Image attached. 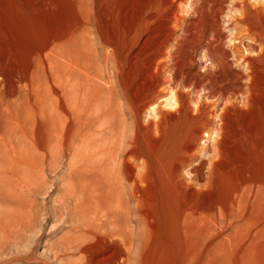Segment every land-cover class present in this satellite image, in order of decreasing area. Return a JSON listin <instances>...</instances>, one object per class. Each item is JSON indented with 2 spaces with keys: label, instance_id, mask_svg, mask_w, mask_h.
Returning <instances> with one entry per match:
<instances>
[{
  "label": "bare ground",
  "instance_id": "6f19581e",
  "mask_svg": "<svg viewBox=\"0 0 264 264\" xmlns=\"http://www.w3.org/2000/svg\"><path fill=\"white\" fill-rule=\"evenodd\" d=\"M182 1L34 0L37 6L24 9L0 6L2 164L28 171L65 167L63 190L46 214L68 223L67 231L58 238L65 227L60 225L51 233L58 239L38 264H147L156 226H170L174 203L175 224L186 240L200 243L207 219L217 227V205L205 206L199 192L220 174L225 157H241L243 145L258 138L249 127L254 112L264 110V0H232L231 6L189 0L188 10L180 8ZM226 11L233 15L224 27ZM9 21L15 29L4 27ZM227 29L235 32L233 40ZM27 34L34 44L25 52L17 42ZM164 83L174 100L168 110L158 106L156 116L150 112L157 120L141 129L139 117L157 103ZM165 126L186 142L175 173L145 142V135L166 133ZM205 134H215L202 150L208 154L207 175L206 161L190 164ZM261 150L264 158V145ZM182 166L190 168L196 184L169 178L178 177ZM158 171L169 188H157ZM261 175L241 183L255 191L249 206L264 195ZM177 185L191 190L175 197Z\"/></svg>",
  "mask_w": 264,
  "mask_h": 264
},
{
  "label": "rangeland",
  "instance_id": "374dc122",
  "mask_svg": "<svg viewBox=\"0 0 264 264\" xmlns=\"http://www.w3.org/2000/svg\"><path fill=\"white\" fill-rule=\"evenodd\" d=\"M188 1L180 2V8L188 10L186 6L190 3ZM194 1L197 6H201V4H206V6H231L230 4L232 2V0H221L223 1L222 3L216 1V5H214L213 2L211 3L212 0H208V2H206L207 0ZM248 1L256 3V0ZM33 4L37 6L34 0H0V6H9L8 8L18 7L24 9L27 6H34ZM90 6H94V4L91 2ZM166 6H170V4ZM227 13L229 12L226 11L223 16V23L225 22L223 24L224 27L228 25V21L231 20L230 18L233 15L229 14V17H227ZM10 23L9 21L6 25L5 22L4 27L7 26V29H15L14 24ZM20 26H23V24H20ZM26 27L24 26V28ZM29 28L33 29L34 26L27 27L26 29L28 30ZM226 33L233 40L234 37L230 36L232 31L230 32L227 29ZM27 36L28 34L25 35V42L22 39L20 40L21 42H17V46L22 50H26L25 52L29 51L31 49L30 47L33 46L30 44L32 41L30 40L31 38L29 39ZM234 42L232 41L231 43L234 44ZM231 43L229 42V44ZM32 44H34L33 41ZM10 45L8 47L13 46ZM170 50L167 48L166 51L169 52ZM166 58L167 56L160 59L159 63L166 61ZM207 65H210V63H207ZM205 71L206 69H202L203 73ZM164 73L162 79L167 81V77L170 76L168 73H165V78ZM164 84L161 85L162 87H158L161 96L157 98V103L150 106L149 111L141 113L139 117V122L142 125L141 129L143 126L148 125V122L157 120L150 116V112L156 116L155 112H157L158 106L168 110L166 106L172 104L174 95L169 90V84ZM203 93L200 91L197 97L201 99ZM240 105L242 106V104ZM253 116L249 127V134L256 133L258 138H254V141L243 145L240 154L241 157L239 155L237 156L238 158L236 156L229 157L230 154L227 156L229 157L228 159L225 157L222 161L223 164H221L223 167L221 166L222 169L220 168V174L218 172L216 177L213 178L214 181L212 180L207 188L199 192L205 206H218V208L216 206L217 227L212 228L211 220L207 219L206 230L202 241L197 243L192 238L186 240L180 235L178 225L175 222L178 221L177 212H179V209L175 203L172 204L170 211L173 219H170L169 222L171 224L168 226L167 224L161 223L156 226V237L151 245L150 256L145 259L147 264H264V233L263 231L261 232V224L264 222V195L260 197L259 201L249 206L250 200L255 196V191L247 185L241 186L246 178L253 182L259 180L263 175L261 173L264 171V158L261 153V148L264 145V110L254 112ZM132 123L133 119L130 118L129 124L132 125ZM164 131L166 133H163V135L159 133H155L154 136L145 135V142L151 146L159 163L163 166L170 167L173 173H175V168L173 169V167L179 165L186 142L177 140L178 138L175 136L177 134L169 126H165ZM214 137L215 134L209 137L205 134L200 138L195 146V154L197 156L193 158L190 163L191 165L196 166L201 161H208V154L202 150L206 148V145L213 144L212 139ZM208 138L211 141L209 144L206 142ZM2 161L3 156L0 153V167L3 165ZM140 163L142 161H139ZM4 167L0 168V264H38L35 260L46 259L51 254L49 251L50 246L65 232L64 230L67 231L68 223L66 224L63 221L55 222L49 219V216L46 214L47 211L51 212L52 207L55 205L63 190V184L60 179L65 167L58 170L41 169V171L34 168L28 171L25 168L14 167L9 164H6ZM189 169L187 166H182L178 177L172 174L169 178H177L178 180L186 182L188 185H194L197 181L193 175L189 174ZM209 170L210 164L205 167L204 173L206 172L207 175ZM158 174L159 171L156 173V177ZM159 175L156 179L157 188H160L161 185H164L165 189L169 188L166 184L165 176L163 177V174ZM160 177L164 181L159 180L158 178ZM190 190V186L177 185L173 193L176 197L182 194L181 192L188 193ZM232 202H237V205L233 207ZM33 205L35 206V210ZM210 217L212 216L210 215ZM60 225L65 227L58 234L57 238V235L51 233ZM167 227H169V235L165 234ZM30 229H33V231H30ZM76 256L77 260L78 255ZM76 260L73 258V261ZM57 264H61V262L57 261Z\"/></svg>",
  "mask_w": 264,
  "mask_h": 264
}]
</instances>
